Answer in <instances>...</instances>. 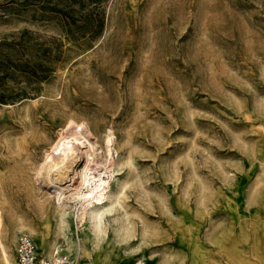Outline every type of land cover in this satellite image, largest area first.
<instances>
[{
    "label": "rangeland",
    "instance_id": "1",
    "mask_svg": "<svg viewBox=\"0 0 264 264\" xmlns=\"http://www.w3.org/2000/svg\"><path fill=\"white\" fill-rule=\"evenodd\" d=\"M67 112L131 149L165 232L148 251L264 264V0H0V211L42 251L34 171ZM79 229L57 250L101 264Z\"/></svg>",
    "mask_w": 264,
    "mask_h": 264
},
{
    "label": "bare ground",
    "instance_id": "2",
    "mask_svg": "<svg viewBox=\"0 0 264 264\" xmlns=\"http://www.w3.org/2000/svg\"><path fill=\"white\" fill-rule=\"evenodd\" d=\"M67 113L34 171L44 187L39 206L50 219L45 231L51 232L47 250L40 246L36 251L45 256L59 252L58 236L78 223L80 245L90 248L101 264H174L177 255L173 251L162 250L155 255L157 249H147L149 242H163L165 232L146 216L153 197L139 176L131 149L122 156L111 128L94 132L85 119ZM34 133L37 139H49L43 128L34 129ZM160 201L163 211L174 216L168 201ZM23 227L29 233L35 231L25 221L5 228L0 211V264H14L9 242L15 245L17 235L26 233ZM172 228L177 232V226ZM38 239L42 242L43 235Z\"/></svg>",
    "mask_w": 264,
    "mask_h": 264
},
{
    "label": "built area",
    "instance_id": "3",
    "mask_svg": "<svg viewBox=\"0 0 264 264\" xmlns=\"http://www.w3.org/2000/svg\"><path fill=\"white\" fill-rule=\"evenodd\" d=\"M15 264H75L74 260L63 252H53L45 256L36 251L32 237L19 233L14 245Z\"/></svg>",
    "mask_w": 264,
    "mask_h": 264
}]
</instances>
